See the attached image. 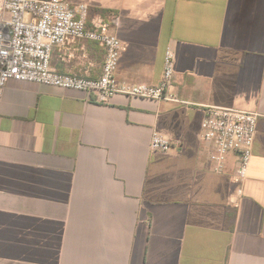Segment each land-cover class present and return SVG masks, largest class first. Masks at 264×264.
<instances>
[{"label": "crops", "instance_id": "obj_1", "mask_svg": "<svg viewBox=\"0 0 264 264\" xmlns=\"http://www.w3.org/2000/svg\"><path fill=\"white\" fill-rule=\"evenodd\" d=\"M124 44L115 77L170 99L9 79L0 96V264H264V0H70ZM105 49L52 51L61 73L97 77ZM208 106L258 113L242 183L201 138ZM157 132L172 142L150 149ZM241 192H238V190Z\"/></svg>", "mask_w": 264, "mask_h": 264}, {"label": "built area", "instance_id": "obj_2", "mask_svg": "<svg viewBox=\"0 0 264 264\" xmlns=\"http://www.w3.org/2000/svg\"><path fill=\"white\" fill-rule=\"evenodd\" d=\"M85 3L70 0H0V96L9 79L35 82L65 89L91 92L99 103L123 94L153 100L170 99L175 55L167 48L163 72L157 84L122 83L115 77L124 48L110 30V22L101 17L88 21ZM99 42L105 49L101 72L97 77L61 73L51 67L52 51L76 40ZM258 113L222 106H208L201 121V138L212 147L211 159L221 170L228 153L238 158L234 181L242 183L248 172L256 132ZM150 149L168 151L172 142L154 132ZM238 192H241L239 189Z\"/></svg>", "mask_w": 264, "mask_h": 264}]
</instances>
